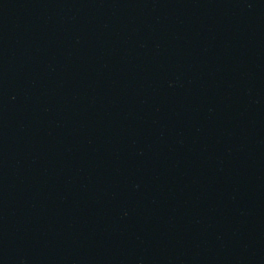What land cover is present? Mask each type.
<instances>
[{
	"label": "water",
	"instance_id": "1",
	"mask_svg": "<svg viewBox=\"0 0 264 264\" xmlns=\"http://www.w3.org/2000/svg\"><path fill=\"white\" fill-rule=\"evenodd\" d=\"M0 264H264V0H0Z\"/></svg>",
	"mask_w": 264,
	"mask_h": 264
}]
</instances>
